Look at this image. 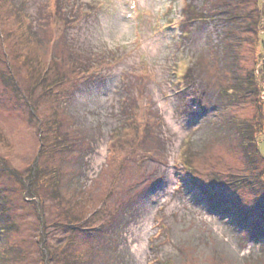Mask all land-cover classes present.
<instances>
[{
    "label": "rangeland",
    "instance_id": "obj_1",
    "mask_svg": "<svg viewBox=\"0 0 264 264\" xmlns=\"http://www.w3.org/2000/svg\"><path fill=\"white\" fill-rule=\"evenodd\" d=\"M21 1L0 0V264H264V0L240 21L224 0H74L79 25L55 28L53 0H28L36 71L14 51ZM48 67L62 86H36Z\"/></svg>",
    "mask_w": 264,
    "mask_h": 264
},
{
    "label": "trees",
    "instance_id": "obj_2",
    "mask_svg": "<svg viewBox=\"0 0 264 264\" xmlns=\"http://www.w3.org/2000/svg\"><path fill=\"white\" fill-rule=\"evenodd\" d=\"M21 1V0H20ZM185 1V0H184ZM47 2V0H46ZM234 2V4H233ZM240 2L241 4H243V1H236V0H224L223 4L225 9V12L223 11V18L224 19H228V20H232V17L234 16L236 18L235 21H238L240 16V12H238V10L240 9ZM78 2L74 0H53V3L51 5H46L45 6V14H47V19H46V24L48 25L49 28H55L58 27L61 23L68 24V25H79V22L81 20V18H83L85 16V14H83L86 9H83L84 6L80 7L79 4H77ZM236 3V4H235ZM245 6V5H244ZM244 6H242L243 8V13L244 14ZM57 13H59V15L56 17L55 13L56 11ZM54 11V15H52ZM9 15H11V17L13 18V20L15 21V33H16V38L18 42H16L14 51L17 52L18 56L23 57L24 58V63H27L30 66L31 70L36 71L37 69H41L43 67V65H41V63H36L35 60H33L32 57H30L29 53L31 52V48L33 45V41L37 40L38 42V35L36 32V26H37V15L35 17V14H32L30 12V8H29V4H28V0H22L19 3L14 2V5L12 6V8L8 11ZM31 13V15L29 14ZM43 13V12H42ZM190 13V12H189ZM193 14V12H192ZM233 17V18H234ZM57 18V19H56ZM36 19V21H35ZM240 21V20H239ZM243 21H246V18H242L241 19V23ZM243 24V23H242ZM10 35H8L9 38ZM7 38V39H8ZM4 38L1 37V41H3ZM58 40V36L57 33L54 31L49 40H48V44L50 43L51 45V50L52 53L54 52L53 50H55V45L57 43ZM7 56L8 53L4 52ZM4 53H2L4 55ZM0 54V59H1V55ZM54 54V53H53ZM77 59V58H76ZM56 62V61H55ZM57 63V62H56ZM58 64V63H57ZM76 71L74 70V72L78 74H82V77H85L86 79H88L89 77H92L91 74V67L93 64H91L90 62L87 64V62L83 61V60H79L77 59L76 62ZM7 66V71L6 74H4L3 72H1L0 74V78L1 81L4 83L5 86H9V87H14L15 88V83H16V78L13 75V70L8 66ZM53 67H57V66H53ZM53 67H51V69L48 67L46 68V71L43 72L42 78L39 76V74L34 75V77L32 78L34 81H36L35 83H37V87L38 85H41V83L44 82V80L49 79L48 77H53L52 83L54 84L53 88L55 87H59L62 86L65 83V79L64 78V74L61 72H55V75H51L53 73ZM36 69V70H35ZM42 74V73H41ZM17 84V83H16ZM47 90V89H46ZM46 90H43V93L46 94ZM234 91V90H232ZM20 96H22L18 90V92ZM32 95L30 97L34 96V91L31 92ZM53 92H50L49 94H52ZM232 97V96H231ZM226 98H228V95H226ZM30 102H34V98H31ZM31 114L34 115L35 117V110L34 108L30 110ZM31 115V116H32ZM54 124H56L57 128H56V132L55 135L52 139V147L56 149V151H61L60 154L66 152V151H71L72 147H75L77 144L76 142H74L71 138H70V133L67 131H63L61 133V124L59 122H53ZM40 130V127H39ZM247 133V132H245ZM40 135V140H41V149L44 148V146L42 145V142H44V140H42V130H40L39 132ZM249 135V137H248ZM245 139H248L250 143L251 142V135L248 134H243ZM83 141V140H82ZM81 141V142H82ZM62 149V150H61ZM40 156V155H39ZM183 168H188V164L183 163L182 164ZM54 171L49 173V175H56V171H58L57 169H53ZM59 172V171H58ZM30 176H28L29 178ZM47 177V176H46ZM48 181H50L49 178H46ZM57 180V179H55ZM52 183V182H51ZM57 183V188L60 187L61 188V182H56ZM55 193H57L56 191H54ZM199 193L201 194V197H197L198 201H204L202 200V198L204 199L205 197V191L199 190ZM55 196V194H54ZM207 196V195H206ZM31 195H29V198L31 199ZM42 246L46 245L45 241H43L41 239ZM2 257L0 256V261L2 262Z\"/></svg>",
    "mask_w": 264,
    "mask_h": 264
}]
</instances>
